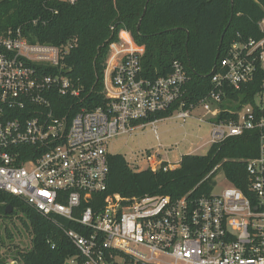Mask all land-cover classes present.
<instances>
[{
    "label": "built area",
    "instance_id": "obj_1",
    "mask_svg": "<svg viewBox=\"0 0 264 264\" xmlns=\"http://www.w3.org/2000/svg\"><path fill=\"white\" fill-rule=\"evenodd\" d=\"M71 46L31 43L20 29H0V191L67 221L62 231L76 253L65 264H264V92L235 110L220 107L228 89L264 70V36L232 42L211 69L210 91L186 107L183 65L173 61L166 76H142L144 46L121 28L108 45L103 104L68 122L55 114L52 98L80 93L62 63ZM173 105L181 119L201 109L197 119L210 125L209 144L259 131V154L245 160L250 197L229 182L198 198L103 195L108 140L147 124L156 132L158 119L149 117ZM226 110L236 119L215 120ZM158 148L142 150L135 170L159 168ZM176 164L166 161L163 169Z\"/></svg>",
    "mask_w": 264,
    "mask_h": 264
},
{
    "label": "trees",
    "instance_id": "obj_2",
    "mask_svg": "<svg viewBox=\"0 0 264 264\" xmlns=\"http://www.w3.org/2000/svg\"><path fill=\"white\" fill-rule=\"evenodd\" d=\"M262 19L264 0H0L2 31L20 29L31 43L72 45L62 63L72 81L81 87L80 93L52 98L55 114L64 115L68 122L81 109L103 104L102 79L108 45L117 39L121 28L128 29L135 42L144 46L140 58L142 76H166L173 61L183 65L188 79L182 99L189 107L212 88L211 69L232 42L264 36ZM263 81L264 70L257 69L251 81L237 90H227L220 107L235 110L253 103L254 97L264 92ZM230 99L237 101L235 107L228 102ZM174 108L175 105L157 112L149 119L166 118ZM220 119L233 121L236 115L226 110L215 118ZM258 137L257 129L228 136L211 143L206 153L181 155L176 168L165 170L166 162L159 168L135 170L122 154L108 153L103 195L209 196L215 174L222 170L227 182L250 197L245 160L258 156ZM7 205L12 208L10 213L5 212ZM18 212L30 235V247L24 250L15 246L11 260L22 264H65V258L76 253L62 231V226H68L64 218L45 217L20 197L0 191V216L11 219ZM10 235L6 229V236ZM11 249L7 247L8 251ZM6 262L8 256H0V264Z\"/></svg>",
    "mask_w": 264,
    "mask_h": 264
},
{
    "label": "rangeland",
    "instance_id": "obj_3",
    "mask_svg": "<svg viewBox=\"0 0 264 264\" xmlns=\"http://www.w3.org/2000/svg\"><path fill=\"white\" fill-rule=\"evenodd\" d=\"M200 110L195 108L191 116L184 119L178 118L175 113L166 118H160L155 123L156 132L147 124L143 128H135L127 133L116 135L108 140L106 150L108 153L122 154L133 169L137 168L135 161L139 165L144 161L141 154L144 148L151 147V152L156 150L158 139L163 145L159 148L160 158L163 160L178 162L181 155L186 153H206L210 146L208 142L210 125L197 119L200 116ZM214 181L213 192H218L227 185L222 170L217 171ZM20 217H23L20 212L11 219L0 216V256L7 255L8 260L12 259L11 255L15 246L24 250L30 247V235ZM6 229L11 233L10 237L6 236ZM7 247L13 249L8 251Z\"/></svg>",
    "mask_w": 264,
    "mask_h": 264
},
{
    "label": "water",
    "instance_id": "obj_4",
    "mask_svg": "<svg viewBox=\"0 0 264 264\" xmlns=\"http://www.w3.org/2000/svg\"><path fill=\"white\" fill-rule=\"evenodd\" d=\"M138 25H139V22H138V24H137V27H138ZM221 37H222V36H221ZM11 210H12V208H11L10 205H7V206L5 207V212H6V213H10ZM5 264H18V263H17L16 260H12L11 262H6Z\"/></svg>",
    "mask_w": 264,
    "mask_h": 264
},
{
    "label": "crops",
    "instance_id": "obj_5",
    "mask_svg": "<svg viewBox=\"0 0 264 264\" xmlns=\"http://www.w3.org/2000/svg\"><path fill=\"white\" fill-rule=\"evenodd\" d=\"M156 137H158V136H157V133H156ZM158 144H159V148H162V147H163V145L161 144V142L159 141V139H158V143H157V145H158ZM156 147H157V146H156ZM159 148H158V154H159V157H160ZM147 149H151V147L144 148V150H147ZM163 161L166 162V161H169V160H163ZM169 162H171V161H169ZM174 162H177V161H174ZM178 162H179V161H178ZM178 162H177L176 165H174L173 168H176V167L178 166Z\"/></svg>",
    "mask_w": 264,
    "mask_h": 264
}]
</instances>
